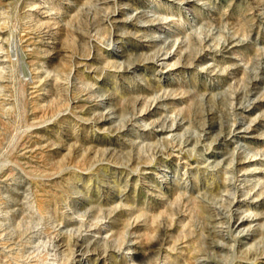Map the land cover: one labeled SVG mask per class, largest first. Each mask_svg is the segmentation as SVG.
<instances>
[{"label":"rangeland","instance_id":"rangeland-1","mask_svg":"<svg viewBox=\"0 0 264 264\" xmlns=\"http://www.w3.org/2000/svg\"><path fill=\"white\" fill-rule=\"evenodd\" d=\"M0 264H264V0H0Z\"/></svg>","mask_w":264,"mask_h":264},{"label":"bare ground","instance_id":"bare-ground-1","mask_svg":"<svg viewBox=\"0 0 264 264\" xmlns=\"http://www.w3.org/2000/svg\"><path fill=\"white\" fill-rule=\"evenodd\" d=\"M240 225V224H239Z\"/></svg>","mask_w":264,"mask_h":264}]
</instances>
